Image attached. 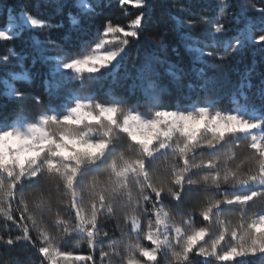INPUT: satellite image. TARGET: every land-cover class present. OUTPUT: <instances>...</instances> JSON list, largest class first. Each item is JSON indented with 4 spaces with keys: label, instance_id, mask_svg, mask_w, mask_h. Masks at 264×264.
<instances>
[{
    "label": "snow or ice",
    "instance_id": "1",
    "mask_svg": "<svg viewBox=\"0 0 264 264\" xmlns=\"http://www.w3.org/2000/svg\"><path fill=\"white\" fill-rule=\"evenodd\" d=\"M118 4L0 0V264H264V0Z\"/></svg>",
    "mask_w": 264,
    "mask_h": 264
},
{
    "label": "trees",
    "instance_id": "2",
    "mask_svg": "<svg viewBox=\"0 0 264 264\" xmlns=\"http://www.w3.org/2000/svg\"><path fill=\"white\" fill-rule=\"evenodd\" d=\"M113 4L116 5V7L113 9V12L111 13V15L113 16L114 22H118L121 24L126 23L127 22L126 19L120 13V8L126 7L131 12L132 10H134L135 6L132 4H129L127 6H121L118 4V0H113ZM3 23H4L3 19H0V25H2ZM64 23H65V27L69 26L67 21H65ZM156 33H160L161 35H163L170 45L175 46L173 40L171 39V35H172L171 34V24H170V22H167L164 18H160L158 20L157 24L152 27L151 34L155 35ZM156 38L158 39L159 37L157 36ZM12 46L13 45H11V44L0 43V55L5 53V49L12 47ZM15 46H16L17 50H19L20 41H16ZM142 47L147 48L148 45L143 44ZM134 55H135V52H133V56ZM169 57L173 62H175L176 56L174 53L169 52ZM251 60H252V55H251V53H249L246 57L238 58L237 61H233V68L235 69V71H233L231 73V76H230V80L233 83H235L238 80L237 73H243L245 70V67L251 63ZM253 82H255V80ZM229 87H230V85L225 86V88H224L225 93H227ZM223 106L224 107H231L232 106L228 103V100L226 97H225ZM242 150H245V149H243V146L238 151H242ZM5 230H6V226H5L4 222L2 220H0V233L4 232ZM77 251L78 252H86L87 251L86 245H81L80 248L77 249ZM29 254L32 256H35L34 252H30Z\"/></svg>",
    "mask_w": 264,
    "mask_h": 264
}]
</instances>
